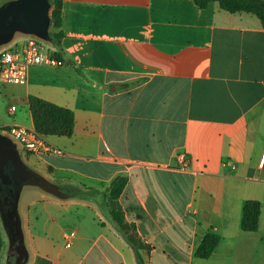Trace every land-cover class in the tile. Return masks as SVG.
Returning <instances> with one entry per match:
<instances>
[{"label": "crops", "instance_id": "1", "mask_svg": "<svg viewBox=\"0 0 264 264\" xmlns=\"http://www.w3.org/2000/svg\"><path fill=\"white\" fill-rule=\"evenodd\" d=\"M62 29L59 46L49 50L61 51L65 63L29 66L26 83L0 78V131L35 128L31 95L71 109L73 134L46 135L62 153L22 147V158L49 181L92 194L61 198L24 188L26 264H85L92 255L89 264H139L113 210L135 226L146 264H264L259 19L216 2L201 8L194 0H62ZM119 176L127 183L115 199L110 187ZM249 199L261 202L253 232L241 228ZM209 231L220 242L199 258ZM4 247L5 239L0 264L7 263Z\"/></svg>", "mask_w": 264, "mask_h": 264}, {"label": "water", "instance_id": "2", "mask_svg": "<svg viewBox=\"0 0 264 264\" xmlns=\"http://www.w3.org/2000/svg\"><path fill=\"white\" fill-rule=\"evenodd\" d=\"M50 0H5L0 4V47L11 43L19 33L52 41ZM38 187L61 198L69 197L61 185L49 181L23 160L18 143L0 131V212L10 236L13 263L26 264L29 252L25 243L20 200L25 187Z\"/></svg>", "mask_w": 264, "mask_h": 264}, {"label": "trees", "instance_id": "3", "mask_svg": "<svg viewBox=\"0 0 264 264\" xmlns=\"http://www.w3.org/2000/svg\"><path fill=\"white\" fill-rule=\"evenodd\" d=\"M51 1V35L52 43L59 46V42L64 36L62 29V0ZM195 3L201 7L206 8L210 2H216L220 9L230 13L244 12L256 16L261 25L264 27V0H194ZM50 55L57 63H65L63 53L61 51H50ZM68 64L76 66L72 60H68ZM79 70V68L77 67ZM29 106L33 114L35 129L38 132L49 135L71 136L74 132L75 117L71 109L59 106L55 103L49 102L38 96L31 95L29 98ZM5 129V128H1ZM127 178L125 176L117 177L110 187V194L113 198H118L125 188ZM62 191L68 196L89 197L92 192L84 190L80 187L61 185ZM112 214L119 227L126 231L128 225L125 222L124 213L119 210H113ZM261 214V202L258 200H246L243 205L241 228L245 231H256L259 227V217ZM127 239L135 247L138 255L139 264H146L140 254V247L138 246L134 234H128ZM220 236L212 231H209L198 245L195 255L199 258H208L216 249L220 242ZM4 245L3 233L0 225V253ZM10 249V247H9ZM8 249L9 263L10 256L13 252Z\"/></svg>", "mask_w": 264, "mask_h": 264}, {"label": "built area", "instance_id": "4", "mask_svg": "<svg viewBox=\"0 0 264 264\" xmlns=\"http://www.w3.org/2000/svg\"><path fill=\"white\" fill-rule=\"evenodd\" d=\"M56 62L43 46V40L35 35H28L21 46L5 48L0 52V78L8 83H26L29 66L41 63ZM3 133L13 138L24 149L32 152L62 153L58 148L52 147L46 134L38 132L35 128L21 125H11L2 130ZM183 168H188L189 161L185 154L178 156ZM76 231L65 234L66 246L72 245Z\"/></svg>", "mask_w": 264, "mask_h": 264}, {"label": "rangeland", "instance_id": "5", "mask_svg": "<svg viewBox=\"0 0 264 264\" xmlns=\"http://www.w3.org/2000/svg\"><path fill=\"white\" fill-rule=\"evenodd\" d=\"M244 15H246V17H253V19L258 20L257 17H255V16L252 15V14L244 13ZM250 19H251V18H250ZM51 26H52V24H51ZM26 37H28V35H24V34H21V33L19 34V33H18V34L15 36V38H14L13 41H14V42H18V41H20V43H23V42L25 41ZM13 41H12V42H13ZM9 44H10V43H9ZM9 44L0 47V52H1L3 49L7 48V47L9 46ZM52 45H53L52 41H50V42H48V41H43V46H44V49H45L46 51H48V50L52 47ZM18 149H19L21 155H23V152L26 151V150L22 149V146H21L20 144H18ZM91 192H92V191H91ZM125 222H126V221H125ZM126 224L128 225V229H126V231H124L125 234H126V236H127V233H126V232H128V234H134L138 246H139L140 248H143V247H144V243H143L141 237H139V235H137V234L134 232V231H135V226L132 225V224H129V223H127V222H126ZM0 225H1V230H2V233H3L4 239H5L4 253H5V255H6V251H7V260H8V250H7V246H8V249H9V247H10V236L8 235V233H7L6 229H5L4 223H3L2 218H1V212H0ZM72 231H75V230H72ZM72 231L68 232L67 234L71 233ZM58 249H59L61 252H65V251H66V249H65L64 246H63V242H62L61 240L58 241ZM92 257H94V255H92L90 258H92ZM90 258H89V259H90ZM89 259H88V260H89ZM88 260L85 262V264H89V261H88Z\"/></svg>", "mask_w": 264, "mask_h": 264}, {"label": "flooded vegetation", "instance_id": "6", "mask_svg": "<svg viewBox=\"0 0 264 264\" xmlns=\"http://www.w3.org/2000/svg\"><path fill=\"white\" fill-rule=\"evenodd\" d=\"M14 259H15V255L10 256V261H11V262H12ZM8 260H9V256H8ZM8 260H7V262H8Z\"/></svg>", "mask_w": 264, "mask_h": 264}]
</instances>
